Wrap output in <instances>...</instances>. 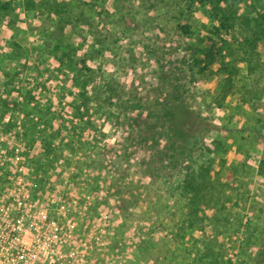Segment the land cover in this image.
I'll return each instance as SVG.
<instances>
[{
    "label": "rangeland",
    "instance_id": "obj_1",
    "mask_svg": "<svg viewBox=\"0 0 264 264\" xmlns=\"http://www.w3.org/2000/svg\"><path fill=\"white\" fill-rule=\"evenodd\" d=\"M242 2V12L264 11V0ZM10 4L0 9V207L54 222L70 264H254L264 230V37L245 44L246 26L218 37L196 0ZM206 45L218 58L199 71L194 56ZM162 66L178 67L200 121L186 157L166 155L164 129L144 122ZM207 167L213 188L203 200L221 190L226 205L215 219L203 202L197 214L186 190Z\"/></svg>",
    "mask_w": 264,
    "mask_h": 264
},
{
    "label": "trees",
    "instance_id": "obj_2",
    "mask_svg": "<svg viewBox=\"0 0 264 264\" xmlns=\"http://www.w3.org/2000/svg\"><path fill=\"white\" fill-rule=\"evenodd\" d=\"M196 2L208 6L209 12L216 22L213 33L218 37L224 38L226 34L235 33V30H240L241 26H246L248 32L251 34L250 38L247 37L245 40V44H253L256 47V41H261L264 37V11L253 10L249 13L242 12V0H196ZM6 6L7 3L4 5L0 4V9ZM178 23L179 27L185 33L190 32V25L187 22L182 24L180 21ZM196 51L197 54L194 56V64L201 66L200 69H198L199 71L204 70L205 66L208 67L210 64L217 61L218 54L214 45H206L198 48ZM246 53L248 56L244 60L248 62L250 70H257L258 68L254 64L256 61H253V59L249 57L252 51H246ZM253 54H255V52H253ZM261 63L260 65H262ZM177 68L176 66L172 69L173 71H168L166 66L161 67L159 81H164L159 85H161L162 88L159 97H156V99L152 101L153 104L151 108L153 110L155 106L154 110L149 111L144 118V122H146L148 126L150 120L154 119V124H160L161 128L164 129L162 134L166 137L168 143L165 154L171 155L172 158H177L178 156L186 157L190 152L194 151L200 141L199 132H201L200 121L198 122L196 118V116H198L196 115L197 110H195L193 105L188 101L187 93L189 92V88L184 87V85L181 86L179 84V79L176 78L177 76L175 77ZM230 69H232V67H230ZM230 69L226 67L224 72L232 76L233 69ZM259 70L264 71V68ZM138 107L144 109L142 103H139ZM142 116L143 115L140 114L139 117ZM211 169V167H207L201 170L200 177L202 179H195L192 177L193 180L188 183L186 190L190 192V195H193L192 197L195 199L196 213L198 214L200 211L199 206L201 202L210 204L216 209L215 214L210 216L212 219H215L220 211L224 212L226 205L225 199L222 200L221 198V190L218 196L209 194V198H211L210 202L203 200L207 191L213 188V178L210 176ZM207 247L206 254H209V245H207ZM254 264H264V230Z\"/></svg>",
    "mask_w": 264,
    "mask_h": 264
},
{
    "label": "built area",
    "instance_id": "obj_3",
    "mask_svg": "<svg viewBox=\"0 0 264 264\" xmlns=\"http://www.w3.org/2000/svg\"><path fill=\"white\" fill-rule=\"evenodd\" d=\"M26 213L0 207V264H70L68 241L53 235L54 222H29Z\"/></svg>",
    "mask_w": 264,
    "mask_h": 264
},
{
    "label": "crops",
    "instance_id": "obj_4",
    "mask_svg": "<svg viewBox=\"0 0 264 264\" xmlns=\"http://www.w3.org/2000/svg\"><path fill=\"white\" fill-rule=\"evenodd\" d=\"M4 5V4H3ZM7 7V8H6ZM5 8H3L2 10H9V7H11V4H10V0L8 1L7 3V6ZM2 10H0V12H3Z\"/></svg>",
    "mask_w": 264,
    "mask_h": 264
}]
</instances>
